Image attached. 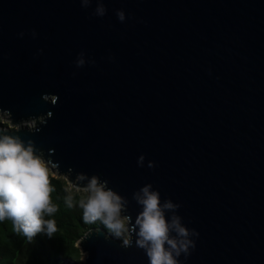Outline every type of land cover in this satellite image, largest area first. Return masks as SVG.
<instances>
[{"label": "water", "instance_id": "water-1", "mask_svg": "<svg viewBox=\"0 0 264 264\" xmlns=\"http://www.w3.org/2000/svg\"><path fill=\"white\" fill-rule=\"evenodd\" d=\"M97 6L0 0V130L34 141L68 183L107 180L133 223L145 185L179 204L199 234L181 264H264V0ZM30 118L39 131L17 129ZM135 240L92 228L84 259L59 264H149Z\"/></svg>", "mask_w": 264, "mask_h": 264}, {"label": "clouds", "instance_id": "clouds-1", "mask_svg": "<svg viewBox=\"0 0 264 264\" xmlns=\"http://www.w3.org/2000/svg\"><path fill=\"white\" fill-rule=\"evenodd\" d=\"M79 2L84 8L95 2L98 6L93 14L96 16L103 17L107 12L104 0ZM117 16L121 22L126 19L123 10H118ZM85 64L82 52L76 65L83 67ZM21 127H28L32 132L40 130L31 118L17 125V129ZM144 159L143 156L139 158V166L143 167ZM148 167H155L154 162L150 161ZM53 169H59V164L46 159L34 141H25L19 135L0 130V222L11 220L14 230L29 241L38 234L51 238L58 230L55 219H46L59 211V205L52 199L55 188L50 173ZM77 179L87 180V184L81 187L70 182L64 189L65 205L68 208L78 205L83 210L84 223L100 222L110 236L122 241V247H131L135 234L136 246L145 251L149 264H181L179 257L189 255L195 247L191 237L199 234L182 223V217L177 214L180 205L171 199L162 202L160 192L153 190L151 184L133 194V199L141 207L133 223L128 214L129 201L108 187L107 180L101 181L97 175L88 178L85 174H78ZM73 188L76 193L84 195L77 200ZM168 213H171L170 219Z\"/></svg>", "mask_w": 264, "mask_h": 264}, {"label": "trees", "instance_id": "trees-1", "mask_svg": "<svg viewBox=\"0 0 264 264\" xmlns=\"http://www.w3.org/2000/svg\"><path fill=\"white\" fill-rule=\"evenodd\" d=\"M0 125L8 126L0 121ZM53 202L59 205V211L54 217L57 222V232L49 238L45 234H38L29 241L22 233H17L11 220L0 222V264H59L65 259H79L80 249L78 242L92 228H103V224H86L83 221V210L77 205L68 208L64 203L65 187L68 182L63 178L50 173ZM73 193L77 200L83 194ZM108 231V230H107Z\"/></svg>", "mask_w": 264, "mask_h": 264}, {"label": "rangeland", "instance_id": "rangeland-1", "mask_svg": "<svg viewBox=\"0 0 264 264\" xmlns=\"http://www.w3.org/2000/svg\"><path fill=\"white\" fill-rule=\"evenodd\" d=\"M0 121L4 124H8V126H11L10 122L5 117H3L1 114H0ZM55 175H57V174L55 173ZM69 185H70V183H68V186ZM73 189H75V188H73ZM81 194L84 195V193H82V192H81ZM78 248L80 249V254H79L78 260L84 259L85 254L82 252V249L80 247H78Z\"/></svg>", "mask_w": 264, "mask_h": 264}]
</instances>
